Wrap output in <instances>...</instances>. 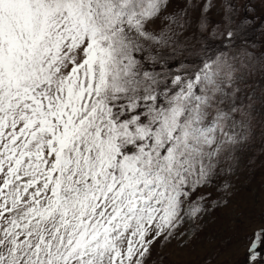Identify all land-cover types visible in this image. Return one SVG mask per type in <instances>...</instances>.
Segmentation results:
<instances>
[{"label":"snow or ice","instance_id":"snow-or-ice-1","mask_svg":"<svg viewBox=\"0 0 264 264\" xmlns=\"http://www.w3.org/2000/svg\"><path fill=\"white\" fill-rule=\"evenodd\" d=\"M250 32L244 0H0V264H163L264 139Z\"/></svg>","mask_w":264,"mask_h":264},{"label":"rangeland","instance_id":"rangeland-1","mask_svg":"<svg viewBox=\"0 0 264 264\" xmlns=\"http://www.w3.org/2000/svg\"><path fill=\"white\" fill-rule=\"evenodd\" d=\"M174 2L183 3V0ZM244 2L255 7L257 16L264 11L260 0ZM208 15L213 22L218 19L215 9L210 10ZM249 36L257 40L258 46L264 41V37L257 33L250 32ZM261 131V126L257 124L250 150H244L240 166L228 177L231 187L227 191L230 195L217 191L216 186L200 187L192 193V200L204 195L202 207L212 210L199 213L194 220L185 218L176 230V237L162 250L163 264H247L249 237L254 230L264 228V139L261 138ZM253 153V163L245 167ZM218 197H223L227 203L212 208L211 202ZM193 223L199 228L188 232ZM261 254L264 255V251Z\"/></svg>","mask_w":264,"mask_h":264},{"label":"trees","instance_id":"trees-1","mask_svg":"<svg viewBox=\"0 0 264 264\" xmlns=\"http://www.w3.org/2000/svg\"><path fill=\"white\" fill-rule=\"evenodd\" d=\"M260 251H264V248H261Z\"/></svg>","mask_w":264,"mask_h":264}]
</instances>
